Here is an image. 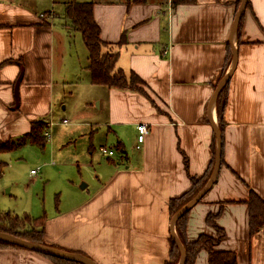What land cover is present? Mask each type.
I'll return each mask as SVG.
<instances>
[{"label": "crops", "instance_id": "obj_1", "mask_svg": "<svg viewBox=\"0 0 264 264\" xmlns=\"http://www.w3.org/2000/svg\"><path fill=\"white\" fill-rule=\"evenodd\" d=\"M79 1H93L100 37L119 52L117 67L136 72L146 93L95 87L90 80L99 90V123L115 154L98 162V182L88 194L64 214L45 219L47 243L83 252L98 264H165L170 198L189 189L190 175L210 167L219 139L216 88L229 73L223 163L190 209L187 236L214 234L206 218L220 211L217 222L226 238L218 248L233 250L237 264H264V226L250 234L246 203L250 189L264 199V0H250L240 38L233 28L238 0ZM67 2L0 0L2 140L25 134L33 121L53 122L57 103L66 102L64 90L78 80L72 78L78 69L72 74L63 65L67 51L75 49ZM122 37L126 42L120 44ZM140 122L148 124L142 143ZM0 264L54 263L10 246L0 248ZM193 264H208L207 250Z\"/></svg>", "mask_w": 264, "mask_h": 264}, {"label": "rangeland", "instance_id": "obj_2", "mask_svg": "<svg viewBox=\"0 0 264 264\" xmlns=\"http://www.w3.org/2000/svg\"><path fill=\"white\" fill-rule=\"evenodd\" d=\"M70 30L75 49L67 51L63 65L72 74L77 68L72 78L78 80L71 84V90H64L66 102H58L55 107L53 122H48L50 137L46 136L44 145L29 143L0 152V212L20 215L14 222L27 230L39 229V221H26L22 215L50 219L64 214L93 189L98 182V162L104 163L110 157L100 150L102 145L109 148L112 143L106 139V126L99 123L104 115L97 97L99 90L90 84L88 49L81 32L74 26ZM104 50L113 48L106 46ZM38 167L35 174L31 173Z\"/></svg>", "mask_w": 264, "mask_h": 264}, {"label": "trees", "instance_id": "obj_3", "mask_svg": "<svg viewBox=\"0 0 264 264\" xmlns=\"http://www.w3.org/2000/svg\"><path fill=\"white\" fill-rule=\"evenodd\" d=\"M195 0H174V2H193ZM241 0H238V6ZM247 6H250V0L247 1ZM239 8V7H238ZM66 15L72 22L74 28L81 32L85 45L88 49L89 63L87 69L90 72V80L94 84L103 85L106 87L128 88L146 93L144 85L145 81L134 71L125 72L122 68L117 67V59L119 52L115 50L105 51L104 47L112 46V44L104 41L100 37V26L94 19L93 1L68 0L66 6ZM242 17L236 27L238 37L242 34ZM125 37H122L120 44L125 43ZM228 54V61L231 58ZM227 81L216 96L217 112L219 118V129L223 132L225 126L224 111L227 105ZM49 129V123L44 120H36L31 124V128L25 134L19 137H10L8 139H0V152L14 150L28 143L44 145L46 132ZM221 139V143H222ZM116 149L120 152L123 150L121 143L116 144ZM222 149V147H221ZM213 157L210 167L201 176L190 175V187L179 196L170 198L169 213L170 218L187 203H189L198 192L203 189L208 180L211 178L216 162V149L214 148ZM221 163L223 159L221 157ZM201 200V199H200ZM249 209V229L253 235L264 226V199L253 189H250L249 197L246 199ZM191 209V208H190ZM190 209L177 216L175 220V230L179 241L182 243L186 251L184 264H193L198 252L202 249L208 252V264H237V256L233 250L220 249L218 245L226 238V232L217 222L220 211L208 213L206 221L216 233L211 234L202 232L193 240L187 236V221ZM23 218L39 221V229L27 230L22 227L19 222H14L21 218L20 215L14 214L11 211L0 212V231L17 235L32 242L39 244L64 249L58 245L47 243L45 239V217H31L28 214L22 215ZM26 219V221H27ZM13 220V222H12ZM8 223H5L7 222ZM21 247L15 243L0 240V247ZM87 256L80 251L67 250ZM41 255L49 258L54 264H84L77 261H71L52 257L50 255ZM182 256V252L178 242L170 237V254L165 264H178ZM89 257V256H88Z\"/></svg>", "mask_w": 264, "mask_h": 264}, {"label": "water", "instance_id": "obj_4", "mask_svg": "<svg viewBox=\"0 0 264 264\" xmlns=\"http://www.w3.org/2000/svg\"><path fill=\"white\" fill-rule=\"evenodd\" d=\"M247 1L248 0H241L240 7L238 9L233 28L237 27V25H238V23H239V21H240V19L242 17V14L244 13V10L247 7ZM236 61H237V57H236V54H235L233 56L234 65L236 64ZM229 77H230V75H229V73H227V75L220 82V84L216 88V93H215L216 96H217L218 92L221 90V88L224 86V84L229 80ZM216 130L218 132L219 139H218V146H217V150H216V162H215L214 171L212 173V176L208 180L206 185L203 187V189H201L198 192V194L189 203H187L184 207H182L174 215V217L171 220L173 238L178 242V244L180 246V249H181V252H182V256H181V259H180L178 264H184L186 251H185V248L183 247L182 243L178 239L177 232L175 230V220H176L177 216H179L183 212L189 210L192 206H194L196 203H198L200 201V199H202V197L205 195V193L208 191V189L211 187V185L215 182V180L217 179V176H218V174L220 172L221 157H222L221 131H220L219 127H216ZM85 186H86V184L84 183L82 185V187H85ZM0 240H4V241L11 242V243H15V244H17V245H19L21 247L26 248V249L33 250V251H36V252H39V253H42V254H45V255H50L52 257H57V258H61V259L71 260V261H77V262H81V263H84V264H98L91 257L82 255L80 253L67 251V250L56 248V247L47 246V245L39 244V243H36V242H32V241L27 240L25 238H22V237H19L17 235L10 234V233L4 232V231H0Z\"/></svg>", "mask_w": 264, "mask_h": 264}, {"label": "built area", "instance_id": "obj_5", "mask_svg": "<svg viewBox=\"0 0 264 264\" xmlns=\"http://www.w3.org/2000/svg\"><path fill=\"white\" fill-rule=\"evenodd\" d=\"M42 17L43 16H46L47 14L42 12L40 14ZM170 47V46H169ZM169 47H167L165 50H164V54H168L169 52ZM64 122H67V120L64 119ZM137 129H138V136H137V140L139 143H142L144 142V139H145V136L148 132V124L145 123V122H140L137 124ZM46 136L47 137H50V131H47L46 132ZM137 147H140V145H137ZM100 150L103 152V153H106L110 156H113L115 154V151L114 149H111V148H107L106 146L102 145L100 147ZM39 170V167L38 169H32L31 170V173L35 174L37 171Z\"/></svg>", "mask_w": 264, "mask_h": 264}]
</instances>
